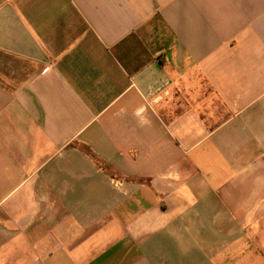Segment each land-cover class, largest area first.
I'll return each mask as SVG.
<instances>
[{"label": "crops", "instance_id": "0c3cea01", "mask_svg": "<svg viewBox=\"0 0 264 264\" xmlns=\"http://www.w3.org/2000/svg\"><path fill=\"white\" fill-rule=\"evenodd\" d=\"M0 264H264V0H0Z\"/></svg>", "mask_w": 264, "mask_h": 264}]
</instances>
